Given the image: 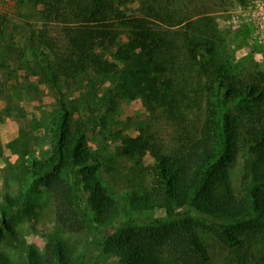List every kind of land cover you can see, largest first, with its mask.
Returning <instances> with one entry per match:
<instances>
[{"label": "rangeland", "instance_id": "obj_1", "mask_svg": "<svg viewBox=\"0 0 264 264\" xmlns=\"http://www.w3.org/2000/svg\"><path fill=\"white\" fill-rule=\"evenodd\" d=\"M127 7L131 14L154 8V31L173 41L163 75L173 80L178 116L170 115L159 95L142 93L137 84L143 74L123 77L119 57L141 49V36L126 24H119L122 32L110 50L92 48L110 67L119 68L99 74L98 69L107 66L99 61L97 68L90 66L75 77L70 69L76 55L71 36L78 17L71 1L0 0V205L6 204V193L21 201L11 218L16 234L0 227V250L11 261L34 248L44 251L57 231L54 198L41 176L32 179L28 161L33 155L50 154L65 122L85 132L112 194L145 190L152 186L158 158L198 136L205 118L204 88L212 78L228 73L264 87V0H131ZM188 35L202 45L196 62L187 51ZM136 73L139 76L131 77ZM137 137L149 139L150 145L133 155L123 153L121 147ZM245 158L243 151L230 168L238 192ZM150 211L157 217L166 213L160 206ZM128 215L134 216L131 211ZM126 216L82 234L62 235L88 252V264H120L105 252L104 243ZM195 232L212 254L210 264H237L240 259L251 264L257 262L255 255L264 254V231L255 241L234 246L221 243L204 223ZM96 235L100 245L93 244Z\"/></svg>", "mask_w": 264, "mask_h": 264}, {"label": "trees", "instance_id": "obj_2", "mask_svg": "<svg viewBox=\"0 0 264 264\" xmlns=\"http://www.w3.org/2000/svg\"><path fill=\"white\" fill-rule=\"evenodd\" d=\"M70 1L78 17V29L71 36L76 52L70 66L74 76L85 74L90 66L97 68L99 61L106 62L92 48L110 50L122 32L119 24L124 23L141 36V49L119 57L124 63L123 77L129 72L143 74L137 79L142 93L159 95L170 115L178 116L173 80L163 75L174 45L166 33L154 31V8L131 14L127 7L131 0ZM186 39L187 51L196 62L201 42L189 35ZM106 65L98 69L99 74L119 68V64ZM220 75L209 79L204 88L205 118L198 136L158 158L149 189L112 194L85 132L65 122L50 154L46 158L33 155L28 161L32 179L41 176L54 198L57 231L49 236L44 251L34 248L17 261L0 250V264H88V252L79 251L62 233L82 234L122 215L126 219L116 232L107 233L104 243L105 252L120 264H210L212 254L195 232L203 223L224 245L255 241L264 231V87L228 73ZM132 141L121 147L123 153L133 155L150 145L143 137ZM243 151L246 158L238 192L232 186L230 168ZM5 199L6 204L0 205V227L16 234L11 218L21 201L9 193ZM153 206L164 208L165 215L154 216ZM130 211L134 216L128 215ZM93 244H101L100 236H94ZM255 257L257 262L251 264H264L263 252ZM246 261L240 259L237 264H249Z\"/></svg>", "mask_w": 264, "mask_h": 264}]
</instances>
